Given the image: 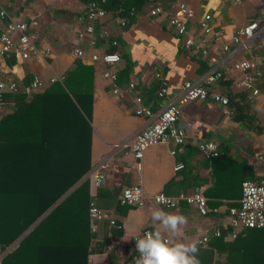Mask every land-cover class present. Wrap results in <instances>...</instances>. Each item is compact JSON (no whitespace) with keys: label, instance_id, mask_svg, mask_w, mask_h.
Here are the masks:
<instances>
[{"label":"crops","instance_id":"0c3cea01","mask_svg":"<svg viewBox=\"0 0 264 264\" xmlns=\"http://www.w3.org/2000/svg\"><path fill=\"white\" fill-rule=\"evenodd\" d=\"M116 1L117 4H113ZM121 1H124V6L126 2L127 5L120 6ZM153 1L164 4L171 1L173 5L183 1L190 7L195 13L194 20L188 23L193 40H197L201 33L197 28V20L203 14H208L209 25L213 30L221 31V40L214 42L210 39L205 58L186 52L181 47V37L167 25V9L157 16L149 15V11L153 9L148 11L149 5ZM86 2L0 0V9L12 21L25 23L28 37L42 52L25 61L13 55L0 56V80L24 86L34 76L43 81L58 79L32 94L35 95L53 84L62 85L65 77L75 72L78 64L85 67L84 71L77 72L78 81L86 87L83 99H90L91 102L86 113L90 127V170L83 179H88L89 195L94 203L97 194H117L124 187L139 184L148 198L160 193L169 197L188 195L198 189L205 198L207 207L216 209L206 216L199 215L192 206L183 202L174 210L151 204L142 208H128L117 204L115 209H101L120 233L117 237L109 238L107 245L94 248L88 255L86 264L88 261L107 264L110 251L120 262L130 258L133 254L131 238L143 231H153L154 225L158 223L152 219V212L156 208L186 216L187 224L182 226L175 239L189 243L197 242L203 236L207 237L208 242L200 244L205 249H211L212 263L222 256L221 246L217 244V240H220L233 247V259L237 258L243 264H264V229H243L233 240L222 239L228 231L227 209L236 208L240 198L238 189H230L231 184L232 188L235 184L238 187V183L243 181L241 175L250 176L255 182L264 180V74L256 82L258 95L250 100L247 99L246 92L233 84V72L214 86L215 91L228 97V113H225V108L210 100L183 102L179 91L183 82H195L208 71L201 72V60L206 59L208 69L216 66L223 70L234 60L251 54L264 58V53L259 51L246 54L243 49H239L233 56L221 51L224 43L229 44V48L232 47L230 37L236 28L257 20L264 14V0H104L101 4L104 5L105 15L92 22V46L87 38H77V34L87 24ZM136 3L140 5L136 6ZM170 12L174 14L175 8H171ZM112 41L116 42L120 56L115 65L116 85L123 92L120 99L112 97L110 84L101 78L104 65L89 60L92 52L101 54L112 49ZM75 49L83 50V58L73 55ZM210 59L214 61L211 62ZM156 73L159 78L154 77ZM163 85L166 93L158 98L155 93ZM135 98H140L142 106L153 114L169 103L179 108L177 126L184 132L185 143L174 156L169 154V146L156 145L147 148L140 160H134L129 149L122 147L146 123L144 118L134 115ZM6 105L3 115L11 109ZM204 142L217 145L215 157L205 159L198 153L197 145ZM191 151L196 153L195 156ZM259 156L263 160H258ZM176 163L182 164L180 170H174ZM101 165H105L104 170L99 168ZM185 169L194 172L195 184L193 187L187 184L182 190L180 184L187 182L189 178L183 175ZM96 172H101L103 182L93 189L91 179ZM170 182L172 185L168 186ZM107 221L109 222L105 219L103 222L107 223L106 226L101 224L99 236L107 234L110 229ZM215 230L221 237L213 235ZM164 236L169 238L170 234L165 232ZM225 254L224 251L223 255L226 256Z\"/></svg>","mask_w":264,"mask_h":264},{"label":"trees","instance_id":"16d2710c","mask_svg":"<svg viewBox=\"0 0 264 264\" xmlns=\"http://www.w3.org/2000/svg\"><path fill=\"white\" fill-rule=\"evenodd\" d=\"M119 3L127 5L126 2L124 6V1ZM157 5L164 10L172 3L153 1L148 11ZM113 51H117L116 47L108 50ZM206 62V59L199 61L201 72L208 70ZM83 68L78 64L62 85L53 84L29 97L9 95L4 104L11 109L0 120V247L9 250L0 264H86L94 248L107 245L109 238L120 233L107 221L110 229L99 236L104 220L96 224L94 233L90 232L87 210L91 196L88 179L83 177L90 170V127L86 113L91 102L83 99L86 87L77 77ZM183 171L189 178L180 184L182 190L187 184L191 187L195 184L194 172ZM241 180L254 181L244 175ZM240 185L241 181L238 187L235 184L232 188L231 184L230 189H238L240 195ZM118 194H97L96 207L115 209ZM203 244H198V258L201 264H211L213 253L203 248ZM217 244L223 257L220 255L212 264H243L233 259L231 245L220 240ZM107 258V264H120L111 251Z\"/></svg>","mask_w":264,"mask_h":264},{"label":"built area","instance_id":"2783aa9c","mask_svg":"<svg viewBox=\"0 0 264 264\" xmlns=\"http://www.w3.org/2000/svg\"><path fill=\"white\" fill-rule=\"evenodd\" d=\"M102 1L104 2V0ZM102 1L88 0L86 2L85 18L87 24L82 31L77 34L79 40L87 38L91 46L94 44L92 22L101 19L105 15V11L101 7ZM173 7L176 12L171 14L170 9ZM163 11L161 7L156 6L149 11V15L154 17L161 14ZM167 11V25L181 37V47L186 52L190 54H199L202 58H205L207 56V46L211 41L210 39L214 42L221 40V31L213 30L209 25L210 16L208 14H203L197 20V28L201 33L197 40H193L188 26V23L195 18L193 10L183 1H179L174 5L172 4ZM26 31L27 27L25 23L12 21L5 11L0 9V56L13 55L25 61L41 54V50L32 43ZM111 46L116 47V42L112 41ZM230 46L232 47L229 48V44L224 43L221 46V51L231 56L239 49H243V53L246 54H251L252 51L264 53V14L259 19L249 21L246 25L236 28L230 37ZM73 55L80 59L83 58L84 52L81 49H75ZM119 58L118 51L103 52L101 54L92 52L89 55V60L91 62H101L104 65L101 78L103 81L110 84V93L114 99H120L123 96L122 90L116 85L117 72L115 70V65H117ZM210 61L212 62L214 60L210 59ZM230 72L235 73V77H231L235 87L246 92V97L250 100L259 93L256 88V82L264 74V58L251 54L246 58L242 57L239 60H234L223 70L218 69L216 66H210L208 71L203 74L199 80L195 82L185 81L180 85L179 91L181 100L183 102L210 100L217 103L222 108H225V113H228L226 109L229 104L228 97L215 91L214 86L222 81ZM237 74H240V77H237ZM154 77L159 78L160 76L156 73ZM56 80L58 79L50 78L43 81L34 76L24 86H20L13 81L0 80V120L3 116L4 104L9 95L30 96L43 90ZM129 89H131V86H129ZM165 93L166 89L163 85L155 94L158 98H162ZM134 104V115L144 118L146 123L144 127L133 136L131 141L127 144H123L122 147L129 149L134 160H140L143 152L147 148L156 145L169 146V154L174 156L185 143L184 132L177 126L180 113L179 108L169 103L159 112L153 114L142 106L140 98H135ZM208 144H212L214 147L209 149L207 147ZM197 151L203 158L209 159L217 155V145L213 142L199 143L197 145ZM257 159L263 160V157L259 156ZM104 167L105 165H101L99 168L104 170ZM181 168V163H176L174 165L175 171ZM102 182L103 176L101 172H96L92 176L91 186L93 189H96ZM161 196L166 199L161 201L159 199ZM182 202L192 206L201 216H206L209 212L216 211V209H209L207 207L206 200L198 189H194L188 195L169 197L160 193L148 198L145 196L141 186L135 184L121 189L118 194V205L128 208H142L146 204H151L168 210H174ZM87 215L90 222L91 233H94L96 224L102 220L108 219L110 225L114 224L105 212L96 207L93 200L89 202ZM226 224L228 226V231L225 237L222 236L223 241L235 239L238 232L243 229H264V180L256 182L250 180L242 181L238 206L228 209ZM145 232L148 231H143L140 235L131 238L130 243L133 254L130 258L121 261L120 264H133L134 259L139 255L136 252L135 240L143 236ZM213 235L215 237H221L217 230L213 232ZM206 241L207 237L203 236L197 243L200 244ZM8 250L9 249L3 251L0 247V262ZM87 264L95 263L88 261Z\"/></svg>","mask_w":264,"mask_h":264},{"label":"clouds","instance_id":"9594fccd","mask_svg":"<svg viewBox=\"0 0 264 264\" xmlns=\"http://www.w3.org/2000/svg\"><path fill=\"white\" fill-rule=\"evenodd\" d=\"M212 149L214 145L208 144ZM161 201L166 198L161 196ZM154 230L145 232L135 240L136 252L139 254L133 264H201L197 242H181L175 239L182 226L187 224V217L183 214L169 213L156 208L152 212ZM169 233L166 238L164 233Z\"/></svg>","mask_w":264,"mask_h":264},{"label":"water","instance_id":"95a60500","mask_svg":"<svg viewBox=\"0 0 264 264\" xmlns=\"http://www.w3.org/2000/svg\"><path fill=\"white\" fill-rule=\"evenodd\" d=\"M75 186H76V185H75ZM75 186H74V187H75ZM74 187H73V188H74ZM73 188H72V189H73ZM72 189H71V190H72ZM59 201H60V200H59ZM59 201H58V202H59ZM58 202H57V203H58ZM57 203H56V204H57ZM39 220H40V219H39ZM37 222H38V221H37ZM37 222H36V223H37ZM31 228H32V227H31ZM29 230H30V228H29V229H28V230H27L22 236H24ZM22 236H21V237H22ZM21 237H20V238H21ZM20 238H19V239H20ZM19 239H18V240H19ZM18 240H17V241H18ZM17 241H16V242H17ZM16 242L13 243L12 246H14V245L16 244Z\"/></svg>","mask_w":264,"mask_h":264}]
</instances>
